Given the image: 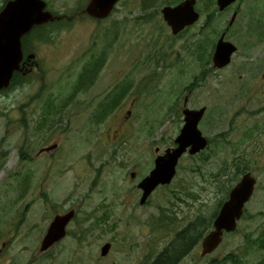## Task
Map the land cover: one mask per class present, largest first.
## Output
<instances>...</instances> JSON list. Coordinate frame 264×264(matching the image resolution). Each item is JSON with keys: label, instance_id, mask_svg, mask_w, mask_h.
<instances>
[{"label": "rangeland", "instance_id": "374dc122", "mask_svg": "<svg viewBox=\"0 0 264 264\" xmlns=\"http://www.w3.org/2000/svg\"><path fill=\"white\" fill-rule=\"evenodd\" d=\"M44 1L55 21L32 44L36 64L9 93L12 122L0 131V232L13 235L4 264L151 263L178 230L210 218L246 172L257 183L236 231L206 257L202 238L178 264H264V0L225 11L197 0L200 19L178 35L162 8L183 0H120L101 20L85 12L89 0ZM235 10L226 39L238 50L215 69L210 54ZM91 60L102 67L95 79L87 71L93 83L75 94ZM189 90L190 108L207 107L199 128L209 145L186 153L173 181L141 205L138 184L155 166V149L175 145ZM118 92L119 106L97 122L99 104ZM71 209L67 236L41 252L54 217Z\"/></svg>", "mask_w": 264, "mask_h": 264}, {"label": "water", "instance_id": "95a60500", "mask_svg": "<svg viewBox=\"0 0 264 264\" xmlns=\"http://www.w3.org/2000/svg\"><path fill=\"white\" fill-rule=\"evenodd\" d=\"M237 0H217L220 11L226 10ZM120 0H89L85 12L96 19H105L110 16ZM197 0H183L175 6L167 5L162 8L165 22L174 35H178L187 27L195 24L201 17L196 9ZM44 0H10L0 12V88L8 87L16 71L20 69L23 59L22 38L34 26L48 23L54 19L52 12L46 10ZM236 17L234 14L233 20ZM237 46L225 39V34L217 42L213 61L216 68H223L232 61ZM189 95L185 99L183 114L184 126L175 138V146L158 154L155 166L144 177L138 187L142 190L140 204H145L152 193L159 187L170 184L178 171L180 159L188 152L196 155L207 148L209 140L203 135L199 124L207 110L206 107L191 109L188 107ZM57 145L46 148L51 150ZM160 148H156L159 152ZM136 177V173H132ZM257 179L251 172H246L241 180L232 188L228 199L221 206L218 215L213 221V228L202 240L201 257L215 252L224 240L225 234L236 231L238 222L245 212L248 203L254 194ZM75 217V210L65 214H57L41 242L40 251H48L52 246L67 235V227ZM111 244L106 243L101 249L105 256L110 251Z\"/></svg>", "mask_w": 264, "mask_h": 264}, {"label": "trees", "instance_id": "16d2710c", "mask_svg": "<svg viewBox=\"0 0 264 264\" xmlns=\"http://www.w3.org/2000/svg\"><path fill=\"white\" fill-rule=\"evenodd\" d=\"M8 1V0H7ZM155 0H143L144 5H153ZM42 37V36H41ZM102 67L101 60L89 61L83 70L82 77L80 76L79 84L75 90V94H78L93 83L94 79L97 77L100 69ZM94 74V79L90 83H86V75ZM123 92L112 93L108 98H106L102 103L99 104V109L95 115L97 122H103L107 119L119 106L124 95ZM52 115L51 110L47 112L44 116ZM230 193V191H229ZM229 193L220 203L219 209L215 211L210 218H200L190 221L189 224L177 231L176 237L173 241L162 251H160L157 256L148 264H178L189 251L193 250L194 247L199 245L200 240L212 227V218L218 215L220 207L227 200ZM164 218L171 220L172 218L168 214H164ZM164 218L161 221H164ZM168 222V221H167Z\"/></svg>", "mask_w": 264, "mask_h": 264}, {"label": "flooded vegetation", "instance_id": "af4514ba", "mask_svg": "<svg viewBox=\"0 0 264 264\" xmlns=\"http://www.w3.org/2000/svg\"><path fill=\"white\" fill-rule=\"evenodd\" d=\"M9 2V0L7 2H5V4L1 7L0 9V12L4 9L5 5ZM237 2V1H236ZM236 3H234L233 5L229 6L226 10H229L231 7H233ZM46 10H49L48 9V6L46 8ZM50 11V10H49ZM236 13V17L235 19L233 20V17H234V14ZM238 13L239 11L238 10H235L233 15L231 16L230 20L228 21V25L227 27L225 28V30H223V32L221 33V36L225 34V39H226V35H227V30H229L230 28H232L237 22V18H238ZM55 20L53 19L52 21L48 22V23H45V24H42V25H38V26H34L33 29L28 33L26 34L23 39H22V50H23V59L20 63V69L18 71H16L10 81V85L8 87H4V88H0V131L4 130V133H7V131L9 130V124L12 122V120H10V115L13 113L12 110L9 109V103H8V100H9V93L11 91L15 89H18L21 85V81H20V78L21 77H25L27 76L26 73L27 71L31 69V66L33 67V65L36 64V61H35V58H36V48L32 45L34 43H37L38 41L40 42L43 38H48L47 36V33H50L49 31H46V29L50 26L53 25V22ZM43 36V37H41ZM220 36V38H221ZM219 38V39H220ZM228 40V39H226ZM219 41V40H218ZM217 41V42H218ZM229 41V40H228ZM38 42V43H39ZM216 45L217 43L215 44L214 46V49L212 51V53L210 54V60L213 62V67L215 69H223L225 67H228L229 65L223 67V68H216L214 66V61H213V57H214V53H215V49H216ZM235 55V54H234ZM233 55V56H234ZM233 56H232V59H233ZM232 62V61H231ZM191 91L192 90H189V99H190V94H191ZM186 95V96H187ZM186 96L184 98V109H185V99H186ZM188 107H189V102H188ZM190 108V107H189ZM207 108V107H206ZM183 109V111H184ZM191 109H194V108H191ZM207 111V110H206ZM18 113V112H17ZM19 114V113H18ZM206 114V112H205ZM204 114V116H205ZM46 117V116H45ZM23 123V119L22 117H17L16 118V124L18 126L16 127H19L20 124ZM54 145H57L58 147V144H54ZM54 145H50V146H46V147H43L39 153H38V156H46L48 154H51L56 148L54 149H51V150H46V148L48 147H51V146H54ZM174 146V145H172ZM171 146V147H172ZM157 148H160V147H157ZM168 149V148H167ZM156 151V149H155ZM165 152V151H164ZM161 151L157 152L158 154H162L164 153ZM157 154V155H158ZM189 154V153H188ZM136 173V172H135ZM137 174V173H136ZM139 189V187H138ZM140 190V189H139ZM71 210H75V209H71ZM70 211V210H69ZM75 216H76V210H75ZM75 218V217H74ZM73 218V219H74ZM72 219V220H73ZM72 222V221H71ZM70 222V223H71ZM69 223V224H70ZM69 226V225H68ZM67 230H68V227H67ZM12 237L13 235L8 232V231H5V232H0V264H4V259L6 257V253H5V248L7 247V245L12 241ZM53 247V246H52ZM51 247V248H52ZM50 248V249H51Z\"/></svg>", "mask_w": 264, "mask_h": 264}]
</instances>
